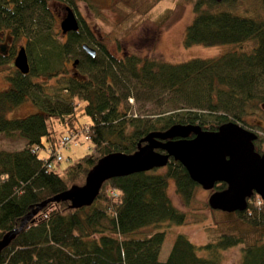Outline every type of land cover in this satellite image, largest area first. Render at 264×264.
I'll list each match as a JSON object with an SVG mask.
<instances>
[{
    "label": "trees",
    "instance_id": "obj_1",
    "mask_svg": "<svg viewBox=\"0 0 264 264\" xmlns=\"http://www.w3.org/2000/svg\"><path fill=\"white\" fill-rule=\"evenodd\" d=\"M67 1L76 7L74 1ZM110 1L113 6L124 5L119 20H128L144 15L158 0ZM61 2L0 0V34L13 42L25 37L29 65L26 73L13 69L5 75L8 86L0 89V133L24 139L21 148H0V237L17 226L36 203L81 182L99 156L115 150L132 152L149 131L164 130L173 123L215 129L227 120L250 129L244 116L258 106L264 110V16L239 11L243 0H193L183 44L232 43V47L214 56L179 62L134 51L115 56L78 18L77 30L62 35L56 29ZM254 2L264 8V0ZM154 37L146 36L145 45L152 46ZM82 42L95 43V53H85ZM75 52L80 56L72 66L75 57H70ZM68 60L72 71L66 72ZM32 76L52 81H35ZM134 89L144 98L164 92L169 105L149 113L129 112L127 100L138 96ZM27 98L36 111L5 116ZM77 99L83 101L82 112L89 118L84 134L90 151L58 172L52 160L61 159L51 152L40 157L38 150L77 143L58 142L66 132L85 125L75 116ZM169 180L187 204L198 184L171 158L161 171L154 168L104 180L88 205L75 208L68 200L47 201L0 250V264H219L218 250L236 244L241 254L235 264H264V202L257 209L255 194L243 210L217 209L224 220L208 230L209 240L203 244L195 245L183 233H176L166 257L160 259L165 231L140 230L183 222L184 212L167 194ZM224 186L217 182L213 189ZM197 248L209 251L208 256L198 255Z\"/></svg>",
    "mask_w": 264,
    "mask_h": 264
},
{
    "label": "rangeland",
    "instance_id": "obj_2",
    "mask_svg": "<svg viewBox=\"0 0 264 264\" xmlns=\"http://www.w3.org/2000/svg\"><path fill=\"white\" fill-rule=\"evenodd\" d=\"M74 1L76 7L70 4V1L64 0L66 4L72 6L78 20L82 19L92 30L96 39L104 43L109 52L115 56H120L123 51H134L140 55L154 56L168 62H179L191 57H210L221 52L231 49L232 43H215L202 44L192 43L190 45L183 44V34L185 26L190 22L193 11V0H158L151 9L142 16H134L128 20H119L120 12L123 11L124 5H111L110 0H71ZM241 9L248 10L252 15L258 16V12L264 16V8L256 5L254 0H243ZM62 13V12H61ZM122 13V12H121ZM116 23V24H114ZM58 21L56 29L58 30ZM102 34V36H100ZM153 34L154 41L152 46L145 45V37ZM2 36V34H1ZM115 36L116 39L113 38ZM3 37V36H2ZM144 41L142 42V40ZM25 42V37L14 41V46ZM95 48V43H90ZM94 44V45H93ZM248 44L247 46H249ZM151 47V48H150ZM34 49V48H33ZM34 54V51H33ZM78 53L70 57H78ZM3 63L0 64V89L8 86V81L5 75L12 74L14 66L12 58L9 55H4L0 58ZM65 69L72 71L70 61H66ZM35 81H52L44 76H32ZM137 97H130L127 100L128 111L133 113H149L158 111L160 108L168 106L165 102L166 93L156 92L151 94V97L144 98L142 92L134 89ZM165 99V100H164ZM162 104H159V101ZM83 101L77 99L75 105V116L77 122L86 124L89 118L82 112ZM258 106L253 112H249L244 116L246 124L252 125L257 133V139L254 141L255 149L259 152L264 151V110ZM37 107L28 98L13 106L5 112L7 117L23 116L30 112L36 111ZM78 143L73 144L72 141L63 146L60 151L62 159L58 162L52 160L54 168L60 172L64 166L71 163L80 155L90 151V141L81 140V134L78 137ZM44 144L46 142L42 140ZM24 145V139L17 134L6 136L0 133V148L2 149H18ZM45 148H39L38 155L46 156ZM164 169V166L157 167V171ZM78 182L76 184H81ZM167 194L172 204L184 212V220L181 223L163 222L159 225H149L140 230L141 233L151 232L153 229H163L165 235L160 246L158 257L164 259L170 248L172 239L176 233H183L195 245H200L209 240V229H214L218 223L223 221L224 214L218 212L217 209H212L208 206L207 196L210 192L208 189L202 188L200 185L195 186L191 200L185 204L180 196L176 193L172 180L168 181ZM216 210V211H215ZM222 223V222H221ZM210 231V230H209ZM197 254L208 256L209 251L203 248H197ZM219 264H235L241 254L240 244L229 246L218 250Z\"/></svg>",
    "mask_w": 264,
    "mask_h": 264
},
{
    "label": "water",
    "instance_id": "obj_3",
    "mask_svg": "<svg viewBox=\"0 0 264 264\" xmlns=\"http://www.w3.org/2000/svg\"><path fill=\"white\" fill-rule=\"evenodd\" d=\"M64 9L59 20L62 34L78 28L73 10L68 5ZM80 47L89 55L95 53V48L86 42ZM77 60L73 58L71 65L74 66ZM12 63L19 72L28 71L23 45L18 46ZM256 136L254 130L233 120L224 121L215 129H204L197 123H173L164 130L149 131L138 140L132 152L115 150L99 156L86 171L81 184L72 183L32 206L17 226L1 235L0 250L47 201L68 200L75 208L88 205L104 180L161 167L170 158L185 168L192 181L210 190L207 203L212 209L243 210L254 193L264 202V151L254 149ZM217 182H224L225 186L214 190Z\"/></svg>",
    "mask_w": 264,
    "mask_h": 264
},
{
    "label": "flooded vegetation",
    "instance_id": "obj_4",
    "mask_svg": "<svg viewBox=\"0 0 264 264\" xmlns=\"http://www.w3.org/2000/svg\"><path fill=\"white\" fill-rule=\"evenodd\" d=\"M66 5H68L72 10H73V8H72V6L71 5H69V4H66L65 2H61V6H60V10L58 11V13H57V20H58V24H59V20L61 19V17L64 15V12H65V6ZM62 12V13H61ZM73 12H74V10H73ZM74 14H75V12H74ZM76 18H77V16H76ZM59 27V26H58ZM60 31V30H59ZM67 32H69V31H67ZM67 32H65V33H67ZM61 33V32H60ZM65 33H61L62 35H64ZM14 42L12 41V39H11V37L10 36H7V37H3L2 38V36H1V34H0V54L1 55H9V56H11V58H13V56H14V54H15V52H16V50H17V48H18V46L17 47H15L14 46V44H13ZM23 46H24V43L22 44ZM25 48V47H24ZM12 50L14 51L13 53H12ZM74 68V67H73ZM14 69H15V67H14ZM257 139V137L253 140V146H254V149H255V144H254V141ZM256 150V149H255ZM258 151V150H257ZM259 152V151H258ZM261 152V151H260Z\"/></svg>",
    "mask_w": 264,
    "mask_h": 264
},
{
    "label": "built area",
    "instance_id": "obj_5",
    "mask_svg": "<svg viewBox=\"0 0 264 264\" xmlns=\"http://www.w3.org/2000/svg\"><path fill=\"white\" fill-rule=\"evenodd\" d=\"M86 130L87 129L85 128L84 129V133L87 132ZM74 136H75L74 133H71L69 135H63L59 142H60V144H63L65 142L69 141V140H72L74 138ZM84 137H86L85 134H84ZM50 152H52L55 155L56 159H60L61 155H60V152L58 151V148L55 149V150H50ZM254 204H255V207L258 209L260 204H261V199L259 197H256L254 199Z\"/></svg>",
    "mask_w": 264,
    "mask_h": 264
},
{
    "label": "bare ground",
    "instance_id": "obj_6",
    "mask_svg": "<svg viewBox=\"0 0 264 264\" xmlns=\"http://www.w3.org/2000/svg\"><path fill=\"white\" fill-rule=\"evenodd\" d=\"M97 194H98V192H97ZM97 194L95 195V197L97 196ZM95 197L93 198V200L95 199ZM93 200H92V201H93ZM92 201H91V202H92Z\"/></svg>",
    "mask_w": 264,
    "mask_h": 264
}]
</instances>
